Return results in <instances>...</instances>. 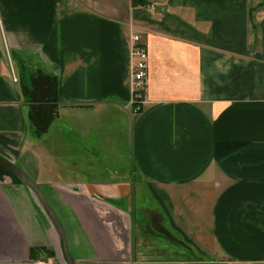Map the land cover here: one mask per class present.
I'll return each instance as SVG.
<instances>
[{
    "label": "crops",
    "instance_id": "1",
    "mask_svg": "<svg viewBox=\"0 0 264 264\" xmlns=\"http://www.w3.org/2000/svg\"><path fill=\"white\" fill-rule=\"evenodd\" d=\"M0 158L75 264H264V0H0ZM0 264H67L1 163Z\"/></svg>",
    "mask_w": 264,
    "mask_h": 264
},
{
    "label": "built area",
    "instance_id": "2",
    "mask_svg": "<svg viewBox=\"0 0 264 264\" xmlns=\"http://www.w3.org/2000/svg\"><path fill=\"white\" fill-rule=\"evenodd\" d=\"M131 90L132 97L125 109L131 108L133 113H140L145 101V92L149 77L150 61L147 46L141 42L139 35L132 37Z\"/></svg>",
    "mask_w": 264,
    "mask_h": 264
},
{
    "label": "water",
    "instance_id": "3",
    "mask_svg": "<svg viewBox=\"0 0 264 264\" xmlns=\"http://www.w3.org/2000/svg\"><path fill=\"white\" fill-rule=\"evenodd\" d=\"M0 163L3 164L4 166H6L8 169H10L13 173H15L34 192V194L38 198V200H39L40 204L42 205V207L44 208L45 212L50 217L53 225L55 226L56 230L58 231V233L61 237L62 245H63V251H64V255H65V259H66L67 264H75L70 253H69V251H68L67 245H66V237H65L64 229H63L56 213L54 212V210L52 209V207L50 206V204L48 203V201L46 200V198L42 194L38 185L34 181H32L29 178V176L25 172H23L20 168H18L16 165L6 161L3 158H0Z\"/></svg>",
    "mask_w": 264,
    "mask_h": 264
},
{
    "label": "trees",
    "instance_id": "4",
    "mask_svg": "<svg viewBox=\"0 0 264 264\" xmlns=\"http://www.w3.org/2000/svg\"><path fill=\"white\" fill-rule=\"evenodd\" d=\"M144 1V0H143ZM134 2V5L138 6L141 4L142 0H133ZM144 3V2H143ZM44 249H36V248H33L31 250V260L32 261H40V259H42V256H41V252L43 251ZM45 251V250H44ZM47 253V256L51 257L53 256V253L50 252L49 250L48 251H45Z\"/></svg>",
    "mask_w": 264,
    "mask_h": 264
},
{
    "label": "rangeland",
    "instance_id": "5",
    "mask_svg": "<svg viewBox=\"0 0 264 264\" xmlns=\"http://www.w3.org/2000/svg\"><path fill=\"white\" fill-rule=\"evenodd\" d=\"M138 216H140L139 210H138Z\"/></svg>",
    "mask_w": 264,
    "mask_h": 264
}]
</instances>
